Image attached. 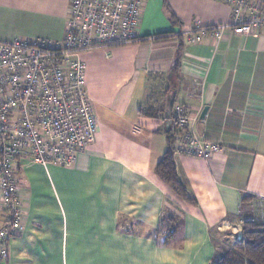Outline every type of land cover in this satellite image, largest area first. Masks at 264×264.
Masks as SVG:
<instances>
[{"label": "crops", "instance_id": "crops-1", "mask_svg": "<svg viewBox=\"0 0 264 264\" xmlns=\"http://www.w3.org/2000/svg\"><path fill=\"white\" fill-rule=\"evenodd\" d=\"M69 4L0 0V42L60 43ZM230 15L219 0H147L136 41L80 55L95 140L71 168L21 161V230L0 264H216L245 223L264 225V29L216 41ZM177 105L221 147L208 160L172 149L184 198L155 172Z\"/></svg>", "mask_w": 264, "mask_h": 264}, {"label": "built area", "instance_id": "built-area-1", "mask_svg": "<svg viewBox=\"0 0 264 264\" xmlns=\"http://www.w3.org/2000/svg\"><path fill=\"white\" fill-rule=\"evenodd\" d=\"M219 1L229 8L231 22L211 29L216 41L227 28L236 35L264 29V6L248 0ZM146 2L70 0L60 43L0 42V203L4 216L0 256L9 239L21 230V161L71 168L95 140L98 123L86 90V63L80 55L136 41ZM189 121L185 108L175 106L171 115L175 154L208 160L221 152L220 146L196 139Z\"/></svg>", "mask_w": 264, "mask_h": 264}, {"label": "trees", "instance_id": "trees-1", "mask_svg": "<svg viewBox=\"0 0 264 264\" xmlns=\"http://www.w3.org/2000/svg\"><path fill=\"white\" fill-rule=\"evenodd\" d=\"M169 12V10L167 9ZM173 19V15H169ZM147 117H153L147 114ZM168 150L156 166L157 176L169 186L177 196L185 197V193L177 181L172 161V132L166 134ZM19 173V170H18ZM7 251L0 256V262L6 260ZM216 264H264V225L245 223L242 237L236 241L234 249L227 252Z\"/></svg>", "mask_w": 264, "mask_h": 264}, {"label": "water", "instance_id": "water-1", "mask_svg": "<svg viewBox=\"0 0 264 264\" xmlns=\"http://www.w3.org/2000/svg\"><path fill=\"white\" fill-rule=\"evenodd\" d=\"M205 112H206V108L202 111V116L205 114ZM169 125H171V122H168V124H167V126H169Z\"/></svg>", "mask_w": 264, "mask_h": 264}]
</instances>
